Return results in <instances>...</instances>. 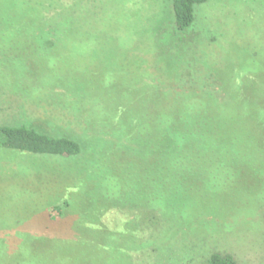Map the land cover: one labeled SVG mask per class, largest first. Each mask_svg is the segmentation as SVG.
Returning a JSON list of instances; mask_svg holds the SVG:
<instances>
[{
    "label": "rangeland",
    "instance_id": "374dc122",
    "mask_svg": "<svg viewBox=\"0 0 264 264\" xmlns=\"http://www.w3.org/2000/svg\"><path fill=\"white\" fill-rule=\"evenodd\" d=\"M29 1L0 0V9L22 13L36 7ZM55 2L51 9L74 15L95 36L57 42L44 53L33 47L35 40L9 37L11 28L2 24L0 123H24L71 137L84 151L74 160L0 153V230H62L72 236L67 216L74 213L69 211L84 210L87 217L106 206L97 216L101 228L94 219L83 220L87 227L78 228L82 239L63 241V258L55 263L41 252L39 264H202L211 251L232 255L236 264H264V150H255L259 138L253 132L262 114L252 118L243 152L224 153L218 169L186 166L181 173L171 165L165 172L143 170L137 165L141 149L124 146L128 131L132 139L134 112L149 104L186 100L181 96L203 104L210 93L222 90L225 106H263L264 0H207L194 6L193 21L183 30L175 26L173 0ZM63 45L75 49L63 50ZM68 79L71 85L65 87ZM103 108L116 110L102 121L108 114ZM114 124L122 129L121 137L112 134ZM95 144L112 156L105 168L85 173L80 185L75 179L65 181L70 168L97 155ZM195 188L202 192L196 194ZM68 199L70 208L56 216L52 208L58 205L63 211ZM163 208L165 214L159 216ZM142 214L146 220L140 221Z\"/></svg>",
    "mask_w": 264,
    "mask_h": 264
},
{
    "label": "trees",
    "instance_id": "16d2710c",
    "mask_svg": "<svg viewBox=\"0 0 264 264\" xmlns=\"http://www.w3.org/2000/svg\"><path fill=\"white\" fill-rule=\"evenodd\" d=\"M206 1L207 0H173L172 9L176 28L180 30L186 29L193 21L194 6ZM29 2H31V0ZM55 3V0H34V5H36V7L29 11L25 10V12L22 13H16L14 10L10 9H0V27L4 24L11 28L9 37L26 41H37L33 47H38L40 51L44 53H48L52 48H55L54 43L85 42L89 37L95 36L89 29L79 26L77 24V18H75L74 15L67 14L60 8L57 9L55 7L51 9ZM65 49H70V51H72L75 48L63 45V50ZM68 50H66V52L70 53ZM64 52L65 51H63V53ZM63 83L65 87L69 86V79L67 82L63 80ZM210 94H212V97L209 102L203 104L187 101L192 98L191 96H181L179 99L186 98V100L183 102L178 101L175 104L165 102L157 106L149 104L143 111L134 112L137 117L136 120L133 119V126L131 127L133 130V133L131 131L132 139H130L128 131L126 135L128 139L124 146L128 148L131 147L132 149L139 147L141 149L143 153L140 159L137 160V165L144 168L143 170L148 169L149 171L155 167L157 170L160 169V172H162V170L165 172L166 167L175 165L177 170L179 171L181 168V173H183L182 169L186 166L191 168V170L195 169L197 171L209 167L218 169L224 165V153L241 154L243 149H245V141L243 139L247 136L249 137L252 133L251 130H253L252 118L254 119V116L258 112L262 114V118H264V104L260 108L259 105L255 107L249 104L245 107H241L238 103H228L227 106H225L222 90H217ZM260 109L262 111H259ZM103 110L108 114L100 118L102 121L111 118L112 112L116 109L103 108ZM240 112L241 116H243L242 114L244 113L243 119H251L243 121L240 118ZM120 114H118V116H120ZM122 118H125V115ZM124 121L125 119H122V125ZM127 121L129 122V119H127ZM117 124L111 127V131L112 134L121 137V134H123L122 129L120 130ZM257 129V131H253L256 135L258 134L259 138V143L255 150H264V119H262L260 124H257ZM143 138L145 142L142 141ZM116 140L113 139L112 142ZM118 141L120 142V140ZM142 143L145 144V146H143ZM99 145L100 144H95V149L97 151L95 157L94 153L89 154L88 159L86 158L83 164L77 166L76 169L70 168L63 179L68 182L75 179V183L78 181L80 185V180H82L85 173L88 172L90 175L95 169L101 166V168H105V162L111 160L112 156L107 155L109 149L103 147L102 150V148H99ZM243 145L244 147H242ZM155 150L158 151L157 154H155ZM83 151V146L77 139L45 132L37 127L29 126L24 123H0V153H17L25 156H51L63 158L65 160H74L83 154ZM133 151L138 153L137 150ZM247 158L248 156L245 157V160ZM174 159H177V161L171 164ZM187 159L189 161L191 160L190 165L185 163ZM246 163L248 164V161H246ZM80 166L83 167V170H85L84 172H79L80 170L78 167ZM73 170L77 171L76 175H73ZM23 174L28 176L29 172L23 170ZM89 175H87V177ZM105 176L107 178V172ZM197 177V181H200V185H203L205 182L203 175L198 173ZM147 178L146 176V179ZM200 189L195 188V193L198 194ZM163 191H165V189ZM165 193L166 192H164L163 197ZM165 198H163V200H165ZM195 200L196 197L194 196V201ZM64 202L63 211H61L62 209L58 205L52 208V212H54L56 216L58 213L64 214V210L69 209L72 204L70 199ZM128 205L129 204H126L125 207ZM137 207L142 206L133 205L130 208L133 209ZM164 210V208L163 210L159 209L158 213H156L159 215ZM106 211V206H102L100 212L98 210V213H96L95 209H93L87 217L82 216L84 210L78 212L76 210L69 211L74 213L67 216L70 218L67 224L72 225V228L74 227L72 231L75 232V234L72 236H69L67 232L64 233L62 230L57 232L54 230L50 232H39L31 229L15 231L11 230V226H7L6 230H0V264H39L40 262L38 261L41 260L39 257L43 251L47 252L55 263L57 262L55 260L57 257L63 258V241L70 240L71 244H75L82 239L83 232L78 228L80 226L87 227V223L83 222V220L94 219L95 225H98V214L100 216ZM163 214H165V212H163ZM47 216L51 217L52 213H48ZM135 216H138L137 212ZM143 216L145 215H141L140 221L146 220ZM147 216V220L152 221L151 214L149 213ZM100 224L101 222L98 225L99 228H101ZM128 239L130 244L132 238L129 237ZM68 246H70V244ZM73 247L79 248L76 245H73ZM24 252L25 254L26 252L31 254L30 259L27 260ZM7 253L11 254L10 257L7 256ZM202 264H236V261L234 257L228 253L211 251L202 261Z\"/></svg>",
    "mask_w": 264,
    "mask_h": 264
}]
</instances>
